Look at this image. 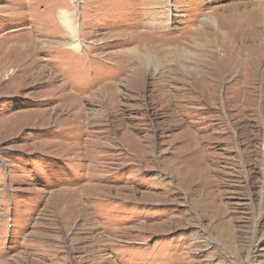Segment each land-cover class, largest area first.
<instances>
[{
    "label": "rangeland",
    "instance_id": "obj_1",
    "mask_svg": "<svg viewBox=\"0 0 264 264\" xmlns=\"http://www.w3.org/2000/svg\"><path fill=\"white\" fill-rule=\"evenodd\" d=\"M0 264H264V0H0Z\"/></svg>",
    "mask_w": 264,
    "mask_h": 264
},
{
    "label": "bare ground",
    "instance_id": "obj_2",
    "mask_svg": "<svg viewBox=\"0 0 264 264\" xmlns=\"http://www.w3.org/2000/svg\"><path fill=\"white\" fill-rule=\"evenodd\" d=\"M71 1H72V4L74 6H77V0H71ZM65 10L61 9L58 13H56L57 19H58L62 29H64L65 32L69 36L68 37L69 41H70L69 48L75 52H81L82 46L80 44L79 28L77 26L76 20L74 19L73 15H70L69 12L65 11ZM138 59H141V58H138Z\"/></svg>",
    "mask_w": 264,
    "mask_h": 264
}]
</instances>
